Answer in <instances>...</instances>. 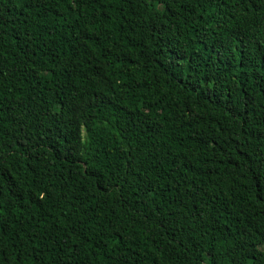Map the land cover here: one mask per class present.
<instances>
[{
	"label": "trees",
	"instance_id": "16d2710c",
	"mask_svg": "<svg viewBox=\"0 0 264 264\" xmlns=\"http://www.w3.org/2000/svg\"><path fill=\"white\" fill-rule=\"evenodd\" d=\"M0 264H264V0H0Z\"/></svg>",
	"mask_w": 264,
	"mask_h": 264
}]
</instances>
